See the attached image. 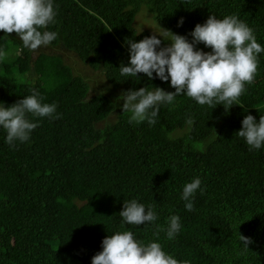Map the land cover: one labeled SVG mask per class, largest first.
I'll return each mask as SVG.
<instances>
[{
    "label": "trees",
    "instance_id": "obj_1",
    "mask_svg": "<svg viewBox=\"0 0 264 264\" xmlns=\"http://www.w3.org/2000/svg\"><path fill=\"white\" fill-rule=\"evenodd\" d=\"M54 4L56 22L48 30L58 37L51 44L62 42L91 68L103 69L106 83L122 91H174L167 81L143 73L119 74L129 59L127 41L153 34L134 25L144 8L156 25L181 35L210 14H235L264 46V0ZM20 43L0 31L6 53L0 59V102L10 106L36 88L60 115L36 118L30 140L14 148L0 130V264H91L102 239L117 230H130L145 243L158 240L164 251L190 264H264V148L249 151L235 135L245 115H264V53L253 82L227 110L181 95L159 108L152 126L130 124L128 113L100 126L112 110L110 99L89 96L88 81L61 56L41 52L32 64L30 50ZM195 176L204 192H196L188 211L180 191ZM131 198L153 205L155 224L166 227V217L178 215L179 233L169 240L163 231L153 235L154 224L121 225L123 201ZM239 234L249 238L248 248Z\"/></svg>",
    "mask_w": 264,
    "mask_h": 264
},
{
    "label": "clouds",
    "instance_id": "obj_2",
    "mask_svg": "<svg viewBox=\"0 0 264 264\" xmlns=\"http://www.w3.org/2000/svg\"><path fill=\"white\" fill-rule=\"evenodd\" d=\"M56 7L54 0H0V30L5 34L15 32L20 44L28 50L48 46L58 37L56 31L48 30L56 22ZM182 24L183 17L177 21V27ZM200 44L210 51H203L197 46ZM127 50L128 63L119 67L121 76L137 77L143 73L149 80L167 81L174 89L140 87L123 91L118 97L123 101L122 112L129 114L130 124L146 122L152 126L159 108L172 105L181 95L199 105H223L227 110L246 91V85L253 82L264 46L257 42L254 30L237 15L217 18L210 14L186 35L159 26L138 42L129 39ZM5 55V50L0 48V59ZM29 93L10 106L0 102V130L5 133L4 143L13 148L30 140L39 123L36 118L52 120L60 115L56 112L57 104L44 102L38 89L31 88ZM186 123H192L190 117ZM240 124L235 135L243 139L248 150L264 148V115L257 120L247 114ZM197 191L204 192L198 176L182 186L179 198L184 201L185 210H193ZM119 216L121 225L154 224L153 235L163 231L169 240L181 229L176 214L166 217V227L155 224L158 215L153 205H145L136 198L123 201ZM239 239L242 247L248 248L249 238L239 234ZM100 247L91 257V264H190L189 260H177L164 251L158 240L145 243L130 230H117L105 236Z\"/></svg>",
    "mask_w": 264,
    "mask_h": 264
},
{
    "label": "rangeland",
    "instance_id": "obj_3",
    "mask_svg": "<svg viewBox=\"0 0 264 264\" xmlns=\"http://www.w3.org/2000/svg\"><path fill=\"white\" fill-rule=\"evenodd\" d=\"M135 27L138 31L149 29L152 32L158 30L159 26L151 18V15L148 13L147 9H142L136 16L134 21ZM163 27V26H161ZM164 28V27H163ZM166 29V28H164ZM3 31V30H0ZM13 38L19 40L16 33H9ZM20 41V40H19ZM21 42V41H20ZM203 51H210V49L202 48ZM30 62L33 64L36 56L41 52H46L54 55L61 56L66 64H68L72 69L74 74L80 75L88 81L90 84L89 96L95 94H104L112 102V110L109 116L100 123V126L105 125L110 122H114L118 119L119 115L122 114L121 105L122 100H118V97L123 92L122 88H114L112 85L106 83L104 77L103 69H93L87 63L83 62L77 55L76 52L68 50L62 42L60 44H49L48 46L40 47L36 50H30ZM183 132L185 130H182ZM215 136L212 135V138Z\"/></svg>",
    "mask_w": 264,
    "mask_h": 264
}]
</instances>
